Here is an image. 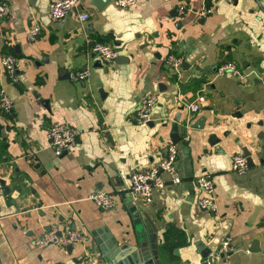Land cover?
Listing matches in <instances>:
<instances>
[{"label": "crops", "instance_id": "0c3cea01", "mask_svg": "<svg viewBox=\"0 0 264 264\" xmlns=\"http://www.w3.org/2000/svg\"><path fill=\"white\" fill-rule=\"evenodd\" d=\"M6 1L0 56L13 54L17 67L12 78L0 65V89L13 102L11 115L0 109V264H77L85 252L106 259L97 244L107 242L126 246L125 260L145 243L158 264H199L226 236L231 264H264V0H136L129 8L109 0L100 10L79 0L60 21L48 16L52 0ZM181 4L188 9L179 16ZM204 6L211 12L197 15ZM33 19L40 32L28 41ZM96 42L115 48L110 66L91 52ZM170 55L181 58L177 71L166 64ZM225 62L244 78L218 75ZM84 67L90 76L72 81ZM146 95L156 99L140 125L134 116ZM54 122L76 131L60 156L47 138ZM167 143L183 181L154 190L150 203L130 200L141 217L135 225L129 175L160 161ZM242 149L254 166L237 173L232 157ZM204 172L214 178L215 213L196 204L194 178ZM96 190L119 192L116 207H97L88 199ZM66 222L86 234L81 244H34Z\"/></svg>", "mask_w": 264, "mask_h": 264}, {"label": "built area", "instance_id": "2783aa9c", "mask_svg": "<svg viewBox=\"0 0 264 264\" xmlns=\"http://www.w3.org/2000/svg\"><path fill=\"white\" fill-rule=\"evenodd\" d=\"M116 5L121 8H129L136 4V0H114ZM232 3L234 0H225ZM79 0H52L47 5V13L52 21H60L69 16L73 10L78 6ZM186 8L181 4L177 8V14L182 16ZM9 4L6 0H0V19L6 18L9 14ZM211 12L209 7H202L196 11L199 16H205ZM81 21L88 18V14L80 12L78 15ZM40 26L33 19L27 32V40L33 41L39 35ZM91 52L104 64L110 66L117 57L115 48L108 43H93ZM16 57L13 54H3L0 56V65L14 78L16 73ZM166 64L178 70L181 64V58L173 55L168 56ZM215 72L218 75L230 73L235 75L238 79H243V73L236 68L231 62H225L216 67ZM91 74L90 67H84L75 70L69 74L72 81L79 82L87 79ZM154 95H146L141 98L135 114V123L145 124L150 120V114L153 105L155 104ZM199 98L197 102L190 105L189 109L195 112L199 109ZM0 109L6 115L12 114L13 102L3 89H0ZM76 131L70 125L63 122H54L47 129V138L50 147L53 149L55 156H60L62 153L70 149L75 142ZM177 149L172 143L165 145V154L156 164L151 165L145 169L135 170L129 175V185L125 189V193L129 196L131 201L138 199L143 203H150L152 201L153 191L165 188L169 185L179 184L183 181L177 167ZM248 165L245 157L236 154L232 157L231 169L237 173H243L247 170ZM166 173L167 179H163L162 174ZM197 187L201 191V195L196 201L197 206L204 211L215 213L217 204L215 202V185L214 178L210 173L204 172L194 178ZM118 192H106L103 190H96L88 195L97 207L104 211L112 210L117 205ZM86 238V234L82 229L73 228L70 222H66L61 226L58 224L50 225L48 230L43 231L40 235L35 237L34 244L39 247H46L55 245L58 247H69L81 244ZM230 237H224L219 249L214 253L219 257V264H231L229 256L232 251L230 245ZM77 264H108V262L101 256L89 252H85L77 261Z\"/></svg>", "mask_w": 264, "mask_h": 264}, {"label": "water", "instance_id": "95a60500", "mask_svg": "<svg viewBox=\"0 0 264 264\" xmlns=\"http://www.w3.org/2000/svg\"><path fill=\"white\" fill-rule=\"evenodd\" d=\"M108 1L109 0H92V3L96 6L98 10H100V8H102ZM174 137H176V135L172 136L171 138L172 142H174L175 140ZM241 155L245 157L248 167L254 166V161L249 151H247L246 149H242ZM130 200L131 199L129 198L128 206H129V211L132 214L133 223L135 225H139L141 224L140 213L138 211L137 206ZM142 214L146 218L148 225L153 229V224L150 221L149 217L146 215V213H142ZM72 227L75 228L74 225ZM49 228L50 225L46 229L48 230ZM139 231L141 232V229ZM97 245L100 248V251L102 252L103 256H105V258L107 259L105 260L108 262V264H158L157 256L153 255L152 251L151 252L149 251L145 243H140L138 250L132 249L133 251L132 256H130L127 260L124 259L128 250L126 246L113 248L110 242H107V244L99 243ZM215 257L216 256L214 254H209V252L204 254L202 253L201 254L202 261L199 264H213V259Z\"/></svg>", "mask_w": 264, "mask_h": 264}, {"label": "trees", "instance_id": "16d2710c", "mask_svg": "<svg viewBox=\"0 0 264 264\" xmlns=\"http://www.w3.org/2000/svg\"><path fill=\"white\" fill-rule=\"evenodd\" d=\"M169 237H170V234L169 233H166V237H165V242L169 243Z\"/></svg>", "mask_w": 264, "mask_h": 264}]
</instances>
